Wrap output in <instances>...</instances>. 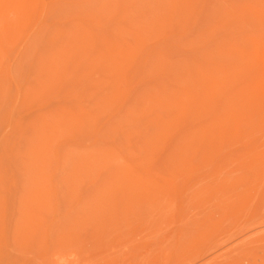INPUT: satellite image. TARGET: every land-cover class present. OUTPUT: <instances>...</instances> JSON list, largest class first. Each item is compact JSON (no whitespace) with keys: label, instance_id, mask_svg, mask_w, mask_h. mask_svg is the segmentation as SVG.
Here are the masks:
<instances>
[{"label":"rangeland","instance_id":"374dc122","mask_svg":"<svg viewBox=\"0 0 264 264\" xmlns=\"http://www.w3.org/2000/svg\"><path fill=\"white\" fill-rule=\"evenodd\" d=\"M189 258L264 264V0H0V264Z\"/></svg>","mask_w":264,"mask_h":264},{"label":"bare ground","instance_id":"6f19581e","mask_svg":"<svg viewBox=\"0 0 264 264\" xmlns=\"http://www.w3.org/2000/svg\"><path fill=\"white\" fill-rule=\"evenodd\" d=\"M194 256H195V255H193V256H191V257L193 258ZM191 257H190V258H191ZM195 257H196V256H195ZM190 258L188 259V261H187V259L185 260V261H187V264H190V262H191V261L189 262ZM192 260H194V259H192ZM182 262H183V261H182ZM182 264H183V263H182Z\"/></svg>","mask_w":264,"mask_h":264}]
</instances>
